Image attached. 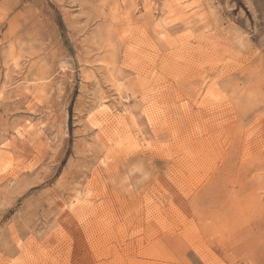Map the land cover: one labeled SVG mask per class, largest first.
I'll use <instances>...</instances> for the list:
<instances>
[{"label": "rangeland", "instance_id": "1", "mask_svg": "<svg viewBox=\"0 0 264 264\" xmlns=\"http://www.w3.org/2000/svg\"><path fill=\"white\" fill-rule=\"evenodd\" d=\"M0 264H264V0H0Z\"/></svg>", "mask_w": 264, "mask_h": 264}, {"label": "bare ground", "instance_id": "2", "mask_svg": "<svg viewBox=\"0 0 264 264\" xmlns=\"http://www.w3.org/2000/svg\"><path fill=\"white\" fill-rule=\"evenodd\" d=\"M177 3V2H176ZM158 110V109H157ZM156 110V111H157ZM149 111V110H148ZM152 111V110H151ZM177 111V110H176ZM147 112V111H146ZM158 112V111H157ZM159 113V112H158ZM158 113H155V114H158ZM152 115H154L153 113H152ZM158 116V115H157ZM160 117H161V114H160ZM160 117H158V118H160ZM164 118H165V116H163ZM181 117V116H180ZM156 118V117H155ZM160 120H162V119H160ZM151 121V120H150ZM153 122V121H152ZM155 122H156V120H155ZM158 122V121H157ZM160 122H162V121H160ZM161 124V123H160ZM112 134V133H111ZM123 139H125V138H123ZM132 137L130 136V138H128V141H132ZM121 140V139H120ZM201 163V162H200ZM209 168V167H208ZM204 175V174H203Z\"/></svg>", "mask_w": 264, "mask_h": 264}]
</instances>
